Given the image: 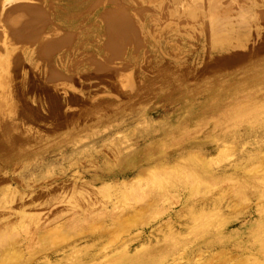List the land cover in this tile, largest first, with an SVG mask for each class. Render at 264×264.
Wrapping results in <instances>:
<instances>
[{
    "label": "rangeland",
    "instance_id": "obj_1",
    "mask_svg": "<svg viewBox=\"0 0 264 264\" xmlns=\"http://www.w3.org/2000/svg\"><path fill=\"white\" fill-rule=\"evenodd\" d=\"M263 100L264 0H0V219L114 240L82 264H264Z\"/></svg>",
    "mask_w": 264,
    "mask_h": 264
},
{
    "label": "bare ground",
    "instance_id": "obj_2",
    "mask_svg": "<svg viewBox=\"0 0 264 264\" xmlns=\"http://www.w3.org/2000/svg\"><path fill=\"white\" fill-rule=\"evenodd\" d=\"M253 99V98H252ZM248 100V99H247ZM262 101V100H261ZM264 101V100H263ZM249 102H250V98H249ZM248 103V102H247ZM252 104H253V102H252ZM245 105V104H244ZM248 105H251V102H250V104H248ZM254 105V104H253ZM253 105H251V106H253ZM243 106V105H242ZM241 105L239 106V108L240 107H242ZM236 107V106H235ZM238 107V106H237ZM236 107V108H237ZM246 107V106H245ZM243 108H244V106H243ZM243 108H241V109H243ZM249 108V107H248ZM255 108H257V106L255 107ZM253 109L254 111L256 110V109ZM259 108H260V106H259ZM245 109V108H244ZM244 109L242 110V113H243V111H244ZM246 110H248L247 109V107H246ZM250 110V109H249ZM260 110V109H259ZM239 112V111H238ZM250 112H251V110H250ZM249 112V113H250ZM257 112V111H256ZM260 111H258V113H259ZM240 113V112H239ZM245 113V112H244ZM255 113V112H254ZM227 114V113H226ZM237 114V113H236ZM246 115H247V113H245ZM243 116H245V115H243ZM226 117V116H225ZM242 117V116H241ZM229 123V122H228ZM258 123V122H257ZM225 125V124H224ZM226 126V125H225ZM231 127V126H230ZM236 131V130H235ZM231 150V149H230ZM263 153V152H262ZM218 154V153H217ZM226 154H227V152H226ZM234 155V154H233ZM253 155V154H252ZM217 157V156H216ZM262 157V156H261ZM231 158V157H230ZM258 158H260L259 156H258ZM261 159V158H260ZM24 161V160H23ZM258 161V160H257ZM261 161V160H260ZM264 162V161H263ZM190 163H191V161H190ZM194 163V162H193ZM249 163V162H248ZM257 163V162H256ZM192 164V163H191ZM195 164V163H194ZM258 165H259V163H258ZM179 166V165H178ZM262 167H263V165H261ZM260 166V167H261ZM176 167V166H175ZM175 167H174V169H175ZM257 167V166H256ZM261 167V170L262 169H264V168H262ZM173 167H171V169H172ZM249 168V167H248ZM168 169V168H167ZM254 169V168H253ZM154 171H156V170H154ZM153 171V172H154ZM158 171H160V170H158ZM165 171V170H164ZM187 171V170H186ZM185 171V172H186ZM257 171V170H256ZM152 172V173H153ZM168 172V171H167ZM253 173V172H252ZM256 173H258V172H255V174ZM264 172H263V170H262V174H263ZM163 174V173H162ZM165 174H166V172H165ZM173 174V173H172ZM175 174V173H174ZM182 174H184L183 172H178V173H176V177L177 178H181L182 179ZM196 174V173H195ZM259 174V173H258ZM261 174V175H262ZM167 175V174H166ZM171 175V174H170ZM263 176V175H262ZM199 177V176H198ZM257 177H259L260 178V176H257ZM166 178V177H165ZM186 178H188V177H186ZM186 178H183L182 179V182H183V180L184 179H186ZM262 178H264V177H262ZM261 178V179H262ZM142 179V178H141ZM144 179V178H143ZM153 179V178H152ZM258 179V178H257ZM138 180V179H137ZM190 180V177L188 178V181ZM230 180V179H229ZM253 180V179H252ZM139 181H140V179H139ZM142 181V180H141ZM140 181V182H141ZM163 181V180H162ZM185 181V180H184ZM186 181H187V179H186ZM135 182H136V180H135ZM254 182V181H253ZM151 183V182H150ZM153 183V182H152ZM170 183V182H169ZM175 183V182H174ZM184 183V182H183ZM182 183V184H183ZM186 183H188V182H186ZM200 183V182H199ZM135 184V183H134ZM155 184V183H154ZM162 184V183H161ZM181 184V185H182ZM196 184V183H195ZM256 184V183H255ZM129 185V184H128ZM137 186H138V183L136 184ZM145 185V184H144ZM173 185V184H172ZM188 185V184H187ZM198 185V184H197ZM199 185H202V183L201 184H199ZM243 185H244V183H243ZM130 186V185H129ZM161 186V185H160ZM163 186V185H162ZM178 187V186H180V185H178V183H176L175 184V187ZM185 186V185H184ZM184 186H181V187H184ZM202 186H204V184L202 185ZM202 186H201V188H202ZM106 187H107V185H106ZM122 187V186H121ZM124 187H126V186H124ZM142 187V186H141ZM159 187V186H158ZM169 187H170V185H169ZM168 187V188H169ZM195 187V186H194ZM205 187V186H204ZM203 187V188H204ZM261 187V186H260ZM109 188V187H108ZM128 188V187H127ZM132 188V187H131ZM131 188H129L128 190H131ZM144 189H145V187H143ZM142 188V189H143ZM151 188V187H150ZM155 188H156V186H155ZM160 188V187H159ZM163 188V187H162ZM162 188L161 189H158V191L159 190H162ZM173 188V187H172ZM197 188L198 187H196V189L195 190H197ZM5 189V188H4ZM9 189V188H8ZM4 190L5 192H3V189H2V194H1V192H0V194H1V196H0V204H11L12 202H13V200H14V197H15V195H12V192H10L9 190ZM117 189V188H116ZM124 189V188H123ZM164 189V188H163ZM171 189V188H170ZM207 189V188H206ZM100 190V189H99ZM103 190H105V189H103ZM103 190L101 191L102 193H103ZM111 190L113 191L114 190V188H112L111 187ZM110 190V191H111ZM118 190V189H117ZM124 190H127V189H124ZM140 190V189H139ZM151 190V189H150ZM152 190H154V189H152ZM201 190V189H200ZM200 190H198V191H200ZM245 190V189H244ZM76 191V190H75ZM108 191V190H107ZM134 191H136L135 193H137L138 191L137 190H134ZM134 191H131V192H133V195H134ZM141 191V190H140ZM156 191V190H155ZM165 191V193H166V190H164ZM72 192H74V191H72ZM77 192V191H76ZM75 192V193H76ZM79 192V191H78ZM114 192H115V190H114ZM112 193V194H115V193ZM119 192L121 193V191L119 190ZM127 193V195H129L128 194V192L127 191H124V194H126ZM130 192V193H131ZM148 191H146V194H148L147 193ZM203 192V191H202ZM239 192V191H238ZM85 193V192H84ZM111 193V192H110ZM109 193V194H110ZM118 193V192H117ZM119 193V194H120ZM157 193V192H156ZM161 193H164V192H162L161 191ZM197 193H199V192H197ZM79 194H81V191L79 192ZM109 194H106L105 193V196H106V198H111L112 196L111 195H109ZM118 194V195H119ZM124 194H123V196H124ZM138 194V193H137ZM140 194V193H139ZM179 194V193H178ZM226 194V193H225ZM239 194H241V193H239ZM249 194V193H248ZM78 195V194H77ZM136 195V194H135ZM134 195V196H135ZM149 195V194H148ZM148 195H146V196H148ZM152 195H153V193H152ZM169 195V194H168ZM197 195V194H196ZM75 196V195H74ZM120 196V199L119 200H121V198H122V196L121 195H119ZM130 196L132 197V195L130 194ZM158 196H160V194L158 195ZM158 196L157 197H155V200H156V198L158 199ZM164 196H165V194H164ZM84 197V196H83ZM83 197H81V198H83ZM114 197V196H113ZM112 197V198H113ZM124 197H127V196H124ZM136 197H138L139 198V196L137 195ZM142 197V196H141ZM141 197L139 198V199H137V201L139 202V204L141 205V203H140V199H141ZM151 198H152V196H150ZM119 198V197H118ZM117 198V199H118ZM133 199H134V197H132ZM148 198V197H147ZM163 198V197H162ZM161 198V200L163 201V199ZM264 198V197H263ZM72 199V198H71ZM76 199V198H75ZM132 199V200H133ZM164 199H166V198H164ZM191 199V198H190ZM119 200L117 201V203H120L119 202ZM142 200L143 199H141V202H142ZM149 200H150V198H149ZM148 200V201H149ZM171 200V199H170ZM219 200V199H218ZM260 200V199H259ZM258 200V201H259ZM110 201V200H109ZM130 202H132L131 200H129ZM128 201V202H129ZM134 201V200H133ZM153 201V200H152ZM245 201V200H244ZM116 202V201H115ZM135 202V201H134ZM192 202V201H191ZM215 202V201H214ZM246 202V201H245ZM127 203V202H126ZM125 203V204H126ZM148 202L146 201V204H147ZM122 204H123V202H122ZM133 204V203H132ZM151 204H152V202H151ZM216 204V203H215ZM136 205H138V203H136ZM143 205H145V204H143ZM148 205V204H147ZM113 206H116V205H113ZM155 206H157L156 204H155ZM243 206V205H242ZM258 206V205H257ZM2 207H4V206H2ZM132 207V206H131ZM130 207V208H131ZM191 207V206H190ZM193 207H195V206H193ZM262 207V206H261ZM74 208H76V207H74ZM128 208V207H127ZM133 208H134V204H133ZM154 208V207H153ZM162 208V207H161ZM164 208V207H163ZM264 208V207H263ZM111 210H113L114 209V207H113V209H112V207L110 208ZM116 210H117V208H115ZM121 210L123 209V208H120ZM136 209V208H135ZM190 209V208H189ZM262 209V208H261ZM115 210V211H116ZM148 210V209H147ZM103 211H104V209H103ZM105 211H106V209H105ZM105 211H104V213H105ZM131 211V210H130ZM197 211H201L200 212V215H203L204 217H203V220H202V222H203V224L204 223H211V219L212 218H210V216H209V214H210V212H209V214H205L204 213V211L205 210H203V207L202 208H200V209H196V208H192V210H191V220L192 221H196L197 219H199L198 217H200V215H196V213H197ZM220 211V210H219ZM218 211V212H219ZM112 212V211H111ZM125 212V211H124ZM123 212V213H124ZM134 212H138V211H134ZM189 212H190V210H189ZM198 212V213H199ZM102 213V212H101ZM122 213V214H123ZM75 214V213H74ZM93 214V213H92ZM103 214V213H102ZM129 214V213H128ZM135 214V213H134ZM220 214V213H219ZM108 215V214H107ZM113 215V214H112ZM132 216H133V214H131ZM82 216V215H81ZM110 216V215H109ZM83 217V216H82ZM85 217V216H84ZM262 217V216H261ZM1 218V217H0ZM72 219H71V221L73 222V225H75V227H76V223H82V220L84 219H82L81 217L80 218H78L77 216H76V220H75V216L74 217H71ZM87 218V217H86ZM108 218V217H107ZM110 218H112V217H110ZM125 218H128V217H125ZM154 218V217H153ZM217 218V217H216ZM219 218V217H218ZM263 218V217H262ZM78 219V220H77ZM89 220H90V218H88ZM95 219V218H94ZM115 219V218H114ZM215 219V218H214ZM70 220V219H69ZM68 220V221H69ZM89 220H87V221H89ZM96 220V219H95ZM102 220V219H101ZM261 220V219H260ZM4 221H6L4 218H2V219H0V264H27L28 262H30V264H38L39 262H42V263H44V264H50V262H52V260H51V258H53V259H55V260H53V262L52 263H55L56 261H58V263H59V261L60 260H64V259H66L67 260V257L69 258H71L72 259V263L73 264H82L83 263V261L85 260V259H87V258H89V259H101V256L102 255H104L103 253L104 252H101V248L103 249V251H106V250H110V248L112 249V243H114V240L112 239V237L111 238H109L110 239V241H111V239H112V241H111V245H107V244H105L106 246H108V247H106L105 245V247L103 246H98L99 245V243H101V239H103V237H102V234L99 236L98 235V240H95L96 241V243H94V247H95V249H91V250H83L82 248H79V247H77L76 246V243H75V239H77V238H80V235H79V233H81L82 231L81 230H78V228L76 229L77 230V232L78 231H80V232H78V234H76V232L75 233H69V232H66L67 231V229H65L64 228V226L62 227V228H60L61 227V225H60V227L58 228L57 226L56 227H53L52 229H51V231H42V229L40 230V228L41 227H39L38 226V224L40 223L39 221H40V219L39 218H36V217H34V216H32V215H27L26 216V218H24V219H22L20 222H18V223H16L15 222V224H14V226L12 225H10L9 223L8 224H6V223H4ZM70 221V222H71ZM83 221H85V220H83ZM112 221H116V219L115 220H112ZM207 221V222H206ZM215 221V220H214ZM91 222H92V220H91ZM91 222H89V223H91ZM96 222V221H95ZM100 222V221H99ZM122 222V221H121ZM202 222H199V223H202ZM213 222V221H212ZM86 223H88V222H85V224ZM115 223V222H114ZM118 223V222H117ZM119 223H120V221H119ZM119 223L117 224V225H119ZM129 223V222H128ZM127 223V224H128ZM197 223H198V221H197ZM68 224H70V223H68ZM67 224V225H68ZM72 224V223H71ZM70 224V225H71ZM84 224V223H83ZM82 224V225H83ZM92 224V223H91ZM113 224V223H112ZM122 224V223H121ZM126 224V225H127ZM218 224V223H217ZM39 225H41V224H39ZM46 225V224H45ZM81 225V224H80ZM114 225V224H113ZM124 225H125V223H124ZM197 225V224H196ZM195 225V226H196ZM211 225V224H210ZM259 225V224H258ZM262 225V224H261ZM72 226V225H71ZM83 226H85V225H83ZM86 226H89V225H86ZM91 226V225H90ZM214 226V225H213ZM32 227H34V230L32 229ZM39 227V228H38ZM68 227V226H67ZM73 227V226H72ZM82 226H80L79 227V229L81 228ZM113 227H115V226H113ZM118 227V229H121V228H119V226H117ZM116 227V228H117ZM173 227V226H172ZM30 228L32 229V233L31 234H29V231H30ZM70 228V227H69ZM68 228V229H69ZM167 228H168V226H167ZM192 228V227H191ZM202 228H204V227H202ZM129 229V228H128ZM257 229V228H256ZM259 229H262V228H260L259 227ZM44 230V229H43ZM193 230V229H192ZM115 231V233L117 232L116 230H114ZM263 231V230H262ZM120 232V231H119ZM203 232V231H202ZM257 232V231H256ZM111 233V232H110ZM109 233V234H110ZM112 233H114V232H112ZM111 233V234H112ZM165 233V232H164ZM170 233V232H169ZM199 233V232H198ZM254 233V232H253ZM122 234V233H121ZM120 234V235H121ZM163 234V233H162ZM201 234V233H200ZM254 235V234H253ZM82 236V235H81ZM118 236H119V234H118ZM164 236V235H163ZM178 235H175V233H172V230H171V233L170 234H168V236H167V234H166V238H168V239H171V241L169 242V244H167V245H172L171 246V248L173 247V245L175 246L176 244H177V246H178V244L181 242H184V240H186V238L183 240L181 237L180 238H178L177 237ZM259 236H262V234H261V232H260V235ZM258 236V237H259ZM183 237V236H182ZM185 237V236H184ZM192 237V236H191ZM195 237V236H194ZM118 238V237H117ZM261 238V237H260ZM188 239V238H187ZM263 239H264V237H263ZM80 240V239H79ZM83 240V239H82ZM262 240V239H261ZM167 241H169V240H167ZM187 241V240H186ZM185 241V242H186ZM163 242V241H162ZM109 243V242H108ZM256 243V242H255ZM260 243V242H259ZM262 243V242H261ZM260 243V244H261ZM110 244V243H109ZM121 244V243H120ZM129 244V243H128ZM183 244V243H182ZM263 244V243H262ZM122 245V244H121ZM151 245V244H150ZM157 245V244H156ZM181 245V244H180ZM252 245V244H251ZM176 246V247H177ZM249 246V245H248ZM255 246V245H254ZM81 247V246H80ZM114 247V246H113ZM168 246H166V248H167ZM260 247L262 248H259L258 250H259V252L260 253H263L264 252V244L261 246L260 245ZM91 247H88L87 249H90ZM159 248V247H158ZM169 248V247H168ZM175 248V247H174ZM127 249V248H126ZM159 249H161V248H159ZM158 249V250H159ZM173 249V248H172ZM115 250V249H114ZM150 250V249H149ZM163 250H164V248H163ZM166 250V249H165ZM165 250H164V253H165ZM48 251V253H46ZM113 251V250H112ZM116 251H117V249H116ZM115 251V252H116ZM122 251H123V249H122ZM128 251V250H127ZM139 251V250H138ZM143 251V250H142ZM141 251V253H138V255H137V258L138 259H140L141 257H138V256H140V254H142L143 252ZM144 251H147V250H144ZM171 251V250H170ZM174 251V250H173ZM261 251H263V252H261ZM50 252V253H49ZM107 252V251H106ZM126 252V251H125ZM140 252V251H139ZM163 251H160L159 253H162ZM135 253V252H134ZM164 253H162V254H164ZM116 254H117V252H116ZM126 254V253H125ZM129 254V253H128ZM146 254V253H145ZM151 254V253H150ZM162 254H161V256H162ZM58 255H60V256H58ZM106 255H108V252H107V254H105L104 256L106 257ZM114 255V254H113ZM119 255V254H118ZM123 255V254H122ZM143 255V254H142ZM147 255V254H146ZM153 255V254H152ZM151 255V256H152ZM165 255V254H164ZM261 255V254H260ZM74 257V260H73V258L72 257ZM150 256V257H151ZM157 256V255H156ZM173 256V255H172ZM248 256H250V255H248ZM262 256H264V255H262ZM118 257H120V256H118ZM136 257V256H135ZM148 256H146V258H147ZM164 257V256H163ZM102 258H103V256H102ZM114 258V257H113ZM142 258H144V257H142ZM153 258V257H152ZM152 258H150V260L152 259ZM171 258V257H170ZM104 259H106V258H104ZM149 259V258H148ZM147 259V260H148ZM249 259V258H248ZM258 259V258H257ZM69 260V259H68ZM88 260V259H87ZM92 260H90V262L92 261ZM109 260V259H108ZM111 260V259H110ZM113 260V259H112ZM134 260V259H133ZM132 260V261H133ZM137 260V259H136ZM142 260V259H141ZM250 260V259H249ZM100 262L102 261V260H99ZM119 261V260H118ZM129 261V260H128ZM131 261V262H132ZM138 261H140V260H138ZM156 261V260H155ZM227 261V260H226ZM67 262V261H66ZM88 263H89V261H87ZM95 263H96V260L94 261ZM105 262V261H104ZM108 262V264H110L111 262H109V261H107ZM134 262V261H133ZM144 262H145V260H144ZM151 262V261H150ZM250 262H251V260H250ZM255 262H257V260L256 261H254V263ZM94 263V264H95ZM135 263H137V262H135ZM147 263H149L148 261H147ZM146 263V264H147ZM153 263V262H152ZM253 263V264H254ZM57 264V263H56ZM69 264V263H68ZM92 264V263H91ZM99 264H103V261H102V263H99ZM121 264V263H120ZM126 264H130V263H126ZM141 264H144L143 263V261H142V263ZM161 264V263H160ZM226 264V263H225Z\"/></svg>",
    "mask_w": 264,
    "mask_h": 264
}]
</instances>
